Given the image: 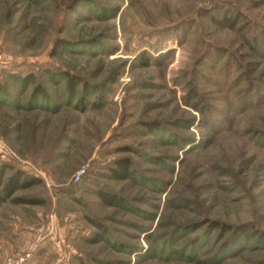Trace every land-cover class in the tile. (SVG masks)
Instances as JSON below:
<instances>
[{
	"label": "rangeland",
	"instance_id": "1",
	"mask_svg": "<svg viewBox=\"0 0 264 264\" xmlns=\"http://www.w3.org/2000/svg\"><path fill=\"white\" fill-rule=\"evenodd\" d=\"M58 38L78 46L52 57ZM0 53L18 104L0 105V164L40 180L16 196L43 200L0 207V264L27 253L24 264H192L175 251L203 221L264 231V0H0ZM48 69L97 87L99 104L68 105ZM29 74L21 95L9 75ZM35 82L57 112L26 110ZM120 158L135 179L110 177ZM100 190L127 208L102 204ZM217 240L197 257L212 264ZM220 264H264V250Z\"/></svg>",
	"mask_w": 264,
	"mask_h": 264
},
{
	"label": "trees",
	"instance_id": "2",
	"mask_svg": "<svg viewBox=\"0 0 264 264\" xmlns=\"http://www.w3.org/2000/svg\"><path fill=\"white\" fill-rule=\"evenodd\" d=\"M86 43V42H84ZM82 42V44H84ZM73 42L68 41L67 39L58 38L54 41V44L51 49V56L54 57L60 53L62 50L73 49V47L78 45ZM77 44V43H76ZM83 47V45H82ZM80 49V48H78ZM46 77L49 78L50 82L54 83L56 80L65 81V91L68 94V98L70 99L68 105H73L75 109L80 112H83L88 106H95L99 104L101 99L98 94L99 89L97 87H93L88 82L82 80L81 78L70 74L67 71L63 70H47ZM35 76L33 74L25 75V76H17V75H9V79L13 80L16 84H20L19 92L24 94L26 92V88L29 83H32ZM57 83V82H56ZM81 85L80 95L73 102L76 93L77 86ZM97 93V97L95 101H91L90 97ZM198 96V94H196ZM15 97L13 94L7 90V85L2 83L0 80V105H8L13 108H17L18 104L14 103ZM50 98L47 90L38 82H35L33 88L29 93V98L27 103L25 104L27 111H33L35 109H44L51 110L52 113L58 111V109L54 106H50ZM150 131H156L157 123L152 122L150 124H145ZM155 129V130H154ZM264 136V134H263ZM133 163L129 158H120L114 160L110 167V177L116 181H129L135 179L137 174L136 170L133 168ZM11 169V174L8 176L6 180H4V174L7 170ZM40 183L38 178H33L25 174L23 171L18 169H13L9 164L1 163L0 164V207L6 202L10 201L16 205H29V206H37L42 205L43 200L40 198H36L33 196H16L15 194L19 190L28 189L34 185ZM97 197L101 201L102 204L115 207L118 209H126L127 201L114 194L109 193L104 190H100L97 192ZM95 226L96 230L99 233H105V227L97 223L96 221H91ZM196 225V224H195ZM198 225V228H204L202 232H200L197 237H195L191 243L185 245L181 250H176V257L181 261L192 264H207L208 261L205 262L197 257V249L200 248L203 244H207L209 237L212 233H217L218 238V247L215 250L214 257L212 259V264H220L221 261L226 259V255L232 252H239L240 249H248L252 248V250H264V231L255 228L250 224H227L219 221L206 220ZM196 226L194 224L177 227L171 237H177L179 234L187 233L190 230H195ZM178 233V234H177ZM177 234V235H176ZM176 235V236H175ZM186 235V234H185ZM186 250V251H185Z\"/></svg>",
	"mask_w": 264,
	"mask_h": 264
},
{
	"label": "built area",
	"instance_id": "3",
	"mask_svg": "<svg viewBox=\"0 0 264 264\" xmlns=\"http://www.w3.org/2000/svg\"><path fill=\"white\" fill-rule=\"evenodd\" d=\"M3 56L0 53V65L3 64ZM85 174V169L79 170L73 177V182H78L83 175ZM31 256V253L23 254V255H15L10 258H7V260L3 264H24L29 257Z\"/></svg>",
	"mask_w": 264,
	"mask_h": 264
}]
</instances>
